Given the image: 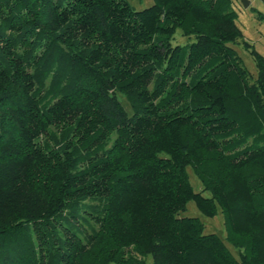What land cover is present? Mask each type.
Returning <instances> with one entry per match:
<instances>
[{"label": "trees", "instance_id": "trees-1", "mask_svg": "<svg viewBox=\"0 0 264 264\" xmlns=\"http://www.w3.org/2000/svg\"><path fill=\"white\" fill-rule=\"evenodd\" d=\"M230 3L0 0V264H264V56Z\"/></svg>", "mask_w": 264, "mask_h": 264}, {"label": "rangeland", "instance_id": "rangeland-1", "mask_svg": "<svg viewBox=\"0 0 264 264\" xmlns=\"http://www.w3.org/2000/svg\"><path fill=\"white\" fill-rule=\"evenodd\" d=\"M135 8H140L151 2V0H128ZM231 7L235 10V23L240 28L242 37L249 43V48L252 47L264 56V0H249L247 6H243L240 0H231ZM192 37H186L180 34L178 28L173 32V37L171 41L173 43H185L189 41ZM237 55L241 58L243 65L248 69V71L254 75L256 68L254 65L253 58L249 52V48L242 45L241 40L238 39L236 42L232 43ZM120 101L123 103L125 108L129 111L130 108L125 101L123 95L118 93ZM188 180L192 185L194 190H199L201 184L192 168L187 165L185 167ZM202 194L208 195L207 191H203ZM179 216H197L199 220L203 223V232H214L218 236L224 239L225 243V228L223 224L222 213L219 208H216V212L213 216H206L202 214L195 206L193 200H188L185 204L183 210L177 212ZM230 251L236 255L233 247L228 243ZM146 264L150 263V257L145 258ZM114 264V263H110Z\"/></svg>", "mask_w": 264, "mask_h": 264}, {"label": "water", "instance_id": "water-1", "mask_svg": "<svg viewBox=\"0 0 264 264\" xmlns=\"http://www.w3.org/2000/svg\"><path fill=\"white\" fill-rule=\"evenodd\" d=\"M243 6H247L249 3V0H240Z\"/></svg>", "mask_w": 264, "mask_h": 264}]
</instances>
